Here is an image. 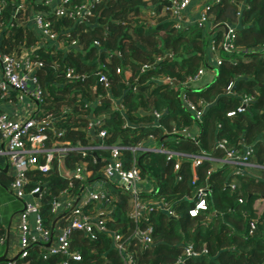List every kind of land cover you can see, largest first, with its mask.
I'll list each match as a JSON object with an SVG mask.
<instances>
[{"label":"trees","instance_id":"1","mask_svg":"<svg viewBox=\"0 0 264 264\" xmlns=\"http://www.w3.org/2000/svg\"><path fill=\"white\" fill-rule=\"evenodd\" d=\"M28 1L35 9L46 10L36 6V0ZM171 1H102L88 22L43 14L62 47H37L41 37L26 27L33 14H11V6L0 14V51L12 54L23 45L34 47L35 59L43 63L36 75L44 100L36 116L51 118L53 126L43 130L46 147L61 143L69 148L63 155L68 171L74 173L87 163L92 173L83 180L63 176L57 152L50 170L28 172L27 190L43 187L42 227L55 234L57 226L65 225L53 211L64 191L78 196L87 184L103 182L111 198L104 218L110 232H71V250L81 255L80 261L50 255L46 244L31 241L28 256L16 264H125L113 233L121 237L136 264H264V211L256 206L264 199V0H211L206 28L190 24L181 29L172 19ZM227 25H237L232 53L221 48ZM211 42L221 59L213 66L216 77L204 86L187 87L201 68H211ZM68 70L79 78L70 80ZM101 75L109 87L100 81ZM184 98L203 112L199 120L185 107ZM184 129H191L195 140L181 135ZM103 131L105 136L99 137ZM151 137L157 146L180 156L144 151L137 157L133 149ZM223 141L240 154L251 148L250 166L228 162L226 150L219 146ZM112 146L122 148L125 170L137 166L141 178L154 186L150 194L140 195L149 209L139 221L132 218L130 192L102 178ZM201 155L214 160L194 168L195 157ZM45 163L40 156L39 164ZM11 181L2 172L3 188ZM201 199L207 211L192 217L190 211ZM104 203L85 210L97 213L107 207ZM147 229L151 244L135 236ZM6 235L0 224V239ZM189 248L195 255L188 254Z\"/></svg>","mask_w":264,"mask_h":264},{"label":"built area","instance_id":"2","mask_svg":"<svg viewBox=\"0 0 264 264\" xmlns=\"http://www.w3.org/2000/svg\"><path fill=\"white\" fill-rule=\"evenodd\" d=\"M76 0H36V6H43L46 10H37L31 6L28 0H0V14L9 6L12 7L11 14H33L30 21L26 24L29 30L35 32L41 37L40 44L37 47H62L63 44L58 40V34L52 27V22L43 14H51L58 18L69 17L77 22H88V17L93 14L96 4L107 0H84L83 3L76 4ZM209 1L211 0H174L169 4L172 13V19L176 22V28L181 29L190 24H198L201 28L209 25ZM193 12L197 13V18L193 19ZM153 24V23H152ZM237 25H227L224 31V39L221 48L226 53H232L235 47ZM7 27L2 28V32L7 31ZM210 32L213 29L208 28ZM1 32V33H2ZM75 44V43H74ZM95 45L99 46L98 42ZM34 47L22 46L19 52L12 54L2 53L0 51V175L5 172L12 178V181L6 190L10 191L17 199L24 201V209L21 213L20 233L18 238L19 255L18 258L24 259L28 256V249L32 242H42L47 245L48 254H62L76 261L81 260V255L71 250L70 235L73 230H79L86 235L93 234L95 229L102 232H110L106 226L104 218H108V206L111 202L109 192L103 187H94L87 184L80 195L72 196L64 191L53 203V211L56 216L65 221L63 227H58L56 233H50L42 227V218L40 215L41 198L43 187L36 186L32 190H27L31 183L28 176L30 170H41L47 172L51 168V162L55 152L61 154L60 171L63 176L70 178L74 176L78 179H85L92 175L87 171V163H82L74 173L65 168L62 163V157L69 151L68 147L61 143H55V147L48 149L45 145L47 136L44 128L52 127L50 117L44 119L37 118L39 106L44 100V91L41 88L39 78L36 72L43 68V63L38 62L34 56ZM209 56L216 61V65L221 64L218 51L211 42L209 46ZM73 70H68L67 77L70 80H77L79 76L73 75ZM206 74V69L201 68L194 78H191L188 84L191 87L198 84ZM100 81L109 87L107 77L101 75ZM188 84L186 85L188 87ZM184 104L187 109L195 113L199 120L203 114L202 111L187 99L184 98ZM230 113L229 115H233ZM157 117L159 114L155 113ZM97 124V123H96ZM181 135L193 140L196 134L191 129H184ZM105 131L101 132L99 137H104ZM155 141L154 138H149ZM227 152V160L230 163L237 164L243 168L250 166L249 157L252 154L251 148H246L245 154H240L228 148L227 142L223 141L219 145ZM91 151L97 147L89 148ZM111 150L108 163L102 170V178L105 182H111L124 188L133 196L132 218L135 221L145 214L149 209L146 202L140 199L142 192L138 190V183L142 180L140 170L134 166L130 170H125L121 161V150L118 146L108 148ZM142 152H161L169 154L170 157L180 156L167 151L162 146L134 148L136 156L138 151ZM44 156L46 163L39 164V157ZM204 160H214L206 155L196 156L193 161V167H197ZM180 163L176 165L179 169ZM63 168V169H62ZM244 171V169H241ZM0 187H4L0 182ZM204 190H199V195ZM85 197V199H83ZM106 203L107 207L99 209L97 213H91V210H85L90 204ZM104 203V204H105ZM264 206V199L259 201ZM162 208L171 216L175 213L166 204L160 203ZM264 211V208L261 207ZM207 211V204L204 199L197 202L196 207L190 211L192 217H197L200 212ZM1 219V203H0ZM1 224V222H0ZM254 229V226L252 227ZM33 229L38 233L35 235ZM115 247L121 252L125 264H136L134 257L126 252L125 243L121 242V237L113 233ZM135 236L145 244H151L150 230H138ZM6 238L0 239V244H5ZM189 255H195L188 250ZM7 264H16V260L10 259ZM62 264H69L64 261Z\"/></svg>","mask_w":264,"mask_h":264},{"label":"crops","instance_id":"3","mask_svg":"<svg viewBox=\"0 0 264 264\" xmlns=\"http://www.w3.org/2000/svg\"><path fill=\"white\" fill-rule=\"evenodd\" d=\"M192 18L196 19L197 18V13L193 12ZM210 65L211 68L206 70V73L210 74V78L208 79L209 81H212V79L215 77V69H213L216 65V61L210 57ZM214 66V67H213ZM208 80H204L201 86H204L205 82ZM141 146L144 147H156L157 144L155 141L147 139L145 143ZM139 154L142 153L141 149L138 151ZM62 163H64V159L62 157ZM254 167V166H253ZM251 167V168H253ZM63 169V168H62ZM248 171V169H247ZM253 173L254 175H259L258 172L254 170H250L249 173ZM92 185L96 188L98 187H103V189H106L105 185L103 182H93ZM138 190L142 193L145 194H150L152 190L154 189V186L151 182L148 180L142 179L138 183ZM85 199V197L83 198ZM0 203H1V219L0 222L3 224L6 229H7V235L6 237L8 238L9 235V246H8V254L7 257L9 259H15L19 255V246H18V238H19V233H20V223H21V213L23 212L24 209V201L17 199L10 191L6 190V188L0 187ZM256 206H260V208H264L263 205L257 202ZM5 216L9 217V221L7 224H5ZM9 227V231H8ZM33 233L35 235H38V233L33 229ZM7 248V242L5 244H0V257L4 255L5 251Z\"/></svg>","mask_w":264,"mask_h":264},{"label":"rangeland","instance_id":"4","mask_svg":"<svg viewBox=\"0 0 264 264\" xmlns=\"http://www.w3.org/2000/svg\"><path fill=\"white\" fill-rule=\"evenodd\" d=\"M215 77H216V74H215ZM215 77H214V78H215ZM209 78H210V74H209V73H206V74L203 76V78L201 79V81H202V82H203L204 80L206 81V80H208ZM214 78H213V79H214ZM213 79H212V80H213ZM201 81L198 82L197 85L195 84L194 87H199V86L201 85V83H202ZM210 82H211V81L208 80V81L205 82V84H203V85H206V84H208V83H210ZM8 221H9V217H8V216H5V224H7Z\"/></svg>","mask_w":264,"mask_h":264},{"label":"water","instance_id":"5","mask_svg":"<svg viewBox=\"0 0 264 264\" xmlns=\"http://www.w3.org/2000/svg\"><path fill=\"white\" fill-rule=\"evenodd\" d=\"M188 87H191V84H188ZM96 156V154H94ZM8 231H9V227H8ZM9 235H8V238H7V248H6V251L4 253L3 256L0 257V262L2 261H9L10 259L7 257V254H8V246H9ZM18 257H16L15 259H12V260H17Z\"/></svg>","mask_w":264,"mask_h":264}]
</instances>
